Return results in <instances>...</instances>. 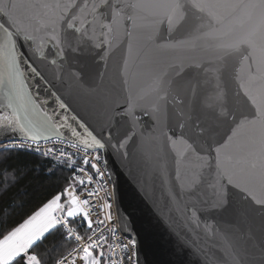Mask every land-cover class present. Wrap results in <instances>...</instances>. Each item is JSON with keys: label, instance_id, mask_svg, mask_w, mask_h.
Instances as JSON below:
<instances>
[{"label": "snow or ice", "instance_id": "obj_1", "mask_svg": "<svg viewBox=\"0 0 264 264\" xmlns=\"http://www.w3.org/2000/svg\"><path fill=\"white\" fill-rule=\"evenodd\" d=\"M221 10L236 14L227 29L211 24L222 20ZM143 20L152 29L148 39L162 50L215 42L212 59L153 73L152 91L170 121L163 150L176 166L169 198L188 232H203L229 264H264V0H0V154L32 152L72 171L60 191L0 230V264H139L137 240L108 227L112 205L98 166L109 146L127 156L141 119L138 103L131 97L119 103L114 87L102 88L103 72L91 79L76 72L78 88L67 94L97 100L77 110L37 61H50L63 85L66 66H106L116 37H131ZM140 111L159 120V105ZM116 117L126 118L127 127L113 142ZM100 118L112 122L107 135ZM8 182L6 169L4 191ZM7 223L3 216L0 224ZM50 236L57 241L42 251Z\"/></svg>", "mask_w": 264, "mask_h": 264}, {"label": "water", "instance_id": "obj_2", "mask_svg": "<svg viewBox=\"0 0 264 264\" xmlns=\"http://www.w3.org/2000/svg\"><path fill=\"white\" fill-rule=\"evenodd\" d=\"M219 14L222 20L218 23L212 19L213 28L227 29L235 24L236 14H228L223 10ZM137 24L131 37H116L114 44L118 46L112 49L106 66L104 63L90 64L88 67L76 63L66 66L60 74L63 85L56 78V68L50 61L39 60L38 66L44 71L47 80L77 110L91 108L97 104V100L88 94L76 95L75 91L71 96L67 94V88H78L73 75L76 72L85 74L89 79L103 72L102 83L97 79L102 88L114 87V96L119 103L129 97L138 103L137 115L141 119L136 128L135 143L127 146V156L123 155L124 149L117 152L111 146L102 152L113 181L118 222L123 233L137 240L139 264H229L223 252L204 240L203 232L199 237L188 232L181 210L169 198L170 185L176 183V166L173 156L163 150V133L165 124L170 121L165 120L162 102L152 91L154 72L170 71L172 67L178 69L182 61L185 64L192 60L208 61L216 55L215 42L202 38L194 48L162 50L148 39L152 31L148 21H137ZM149 57L155 63L147 64ZM39 87L41 94L47 95V85L43 81L39 82ZM49 100L54 106V101L50 97ZM154 105L160 106L158 121L140 111V108H144L152 112ZM82 114L87 118V112L82 111ZM97 122L105 126L107 135L108 125L112 122L103 118ZM126 127V118L116 117L111 128L113 142L122 138L121 134Z\"/></svg>", "mask_w": 264, "mask_h": 264}, {"label": "trees", "instance_id": "obj_3", "mask_svg": "<svg viewBox=\"0 0 264 264\" xmlns=\"http://www.w3.org/2000/svg\"><path fill=\"white\" fill-rule=\"evenodd\" d=\"M6 169L9 182L6 191L0 187V210H3V216H7L8 223L0 224V230L14 226L41 202L60 191L72 172L67 166L56 167L51 159L32 152L0 154V184ZM12 173H15V182H12ZM56 241V236H50L41 250L51 247Z\"/></svg>", "mask_w": 264, "mask_h": 264}, {"label": "built area", "instance_id": "obj_4", "mask_svg": "<svg viewBox=\"0 0 264 264\" xmlns=\"http://www.w3.org/2000/svg\"><path fill=\"white\" fill-rule=\"evenodd\" d=\"M72 152H75L76 149H69ZM83 150L80 151V155L82 156ZM100 156L101 159L99 161V167L104 171V181L102 183L107 185V193H108V202L111 203L112 207H111V216H112V221L110 224H108V227H115L118 231V235H120L122 238L127 236V234L123 233V231L120 228L119 222H118V217H117V212H116V207H115V203H114V195H113V181L112 178L110 177L109 171L106 168L105 165V160H104V155L103 152L101 150L100 152ZM77 166H79V162L77 164ZM72 175V172H71ZM95 186V185H94ZM100 197H101V202L104 198V192H100ZM105 211H108L107 209H105ZM126 242V240H125ZM128 255H131V250L128 251ZM124 264H129V262L127 260H125Z\"/></svg>", "mask_w": 264, "mask_h": 264}, {"label": "bare ground", "instance_id": "obj_5", "mask_svg": "<svg viewBox=\"0 0 264 264\" xmlns=\"http://www.w3.org/2000/svg\"><path fill=\"white\" fill-rule=\"evenodd\" d=\"M70 172V171H69Z\"/></svg>", "mask_w": 264, "mask_h": 264}]
</instances>
